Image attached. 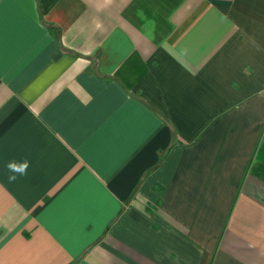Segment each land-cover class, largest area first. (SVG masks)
Instances as JSON below:
<instances>
[{
	"label": "crops",
	"instance_id": "1",
	"mask_svg": "<svg viewBox=\"0 0 264 264\" xmlns=\"http://www.w3.org/2000/svg\"><path fill=\"white\" fill-rule=\"evenodd\" d=\"M0 264H264V0H0Z\"/></svg>",
	"mask_w": 264,
	"mask_h": 264
},
{
	"label": "clouds",
	"instance_id": "2",
	"mask_svg": "<svg viewBox=\"0 0 264 264\" xmlns=\"http://www.w3.org/2000/svg\"><path fill=\"white\" fill-rule=\"evenodd\" d=\"M7 170L11 173L7 176L8 182H15L20 176H24L27 174V169L29 167V162L24 161L22 163L17 162H9L7 165Z\"/></svg>",
	"mask_w": 264,
	"mask_h": 264
}]
</instances>
